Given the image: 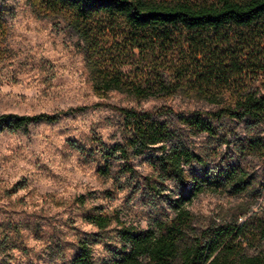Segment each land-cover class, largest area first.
<instances>
[{"label": "trees", "instance_id": "1", "mask_svg": "<svg viewBox=\"0 0 264 264\" xmlns=\"http://www.w3.org/2000/svg\"><path fill=\"white\" fill-rule=\"evenodd\" d=\"M27 1L38 14L67 19L98 96L117 91L145 100L183 94L211 107L181 110L164 103L143 110L107 105L123 118L119 142L100 144L99 152L69 142L72 150L89 159L101 153L99 172L117 178L118 189L121 178H137L133 193L143 195L145 204L161 197L165 182L176 183L182 191L169 199L172 214L146 229L127 225L116 212L105 214L88 207L84 220L94 231L70 244L69 259L58 246L53 256L62 260L60 264H264V209L242 222L250 208L237 209L230 219L213 220L202 228L188 209L195 197L206 192L261 195L263 186L249 159L258 160L264 177V84L262 92L228 89L239 86V79L247 75L264 74V0ZM4 15L0 9V39ZM99 106L51 114H0V129L15 133L37 122L54 123ZM174 119L190 135L218 139L226 148L230 142L220 134L227 127L225 122L242 125L244 136L235 139L225 154L213 149L201 153L181 143L168 147L178 138ZM144 156L151 171L142 175L134 160ZM23 189L24 184L16 183L6 194L16 195ZM105 194L111 197L112 192ZM75 203L84 208L86 197H77ZM12 226L18 228L16 223ZM34 231L42 235L41 228ZM96 245L106 251L101 262L94 258ZM250 248L260 249L248 255Z\"/></svg>", "mask_w": 264, "mask_h": 264}, {"label": "rangeland", "instance_id": "2", "mask_svg": "<svg viewBox=\"0 0 264 264\" xmlns=\"http://www.w3.org/2000/svg\"><path fill=\"white\" fill-rule=\"evenodd\" d=\"M0 9L5 14L0 39V114H51L100 104L54 123L31 124L15 133L0 129V264H60L62 260L53 256L58 246L64 258L69 259L73 254L70 244L84 233L94 231L84 220L90 206L105 214L116 212L127 225L143 229L171 215L169 199L177 198L182 191L176 183L165 182L161 197L152 205L145 204L143 195L133 193L137 178H121L118 189L117 178H107L99 172L103 163L101 153L96 159H89L72 150L69 142H78L95 152H99L100 144L119 142L123 118L107 105L143 110L161 107L164 103L181 110H210L211 107L183 94L173 99L156 95L145 100L117 91L98 96L78 38L66 18L38 14L27 0H0ZM239 84L228 90L238 87L262 92L264 74L247 75L239 79ZM212 89L222 94L218 92L220 89ZM224 124L227 127L220 134L230 142L229 148L220 145L218 139L190 135L175 119L178 138L167 146L181 143L201 153L212 149L228 153L234 140L244 136V130L236 122ZM249 160L263 186L260 197L234 196L227 190L200 194L188 205L197 227H205L213 220L230 219L237 209L250 208L240 222L252 213L262 214V166L256 158ZM214 164L210 161L211 166ZM134 166L142 175L151 171L147 156L136 158ZM16 183L24 184L25 189L8 196L7 190ZM105 192H112L111 197ZM79 196L86 197L84 208L75 203ZM19 198L21 202H17ZM12 223L18 224V228ZM35 227L41 228V236L35 234ZM259 249L250 248L247 253L253 255ZM105 256L103 245L94 246L97 262Z\"/></svg>", "mask_w": 264, "mask_h": 264}]
</instances>
